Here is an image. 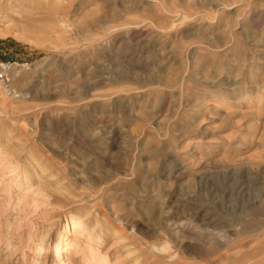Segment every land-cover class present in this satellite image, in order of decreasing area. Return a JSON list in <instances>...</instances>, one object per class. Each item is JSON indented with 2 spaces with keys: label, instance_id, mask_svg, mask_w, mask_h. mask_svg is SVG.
I'll list each match as a JSON object with an SVG mask.
<instances>
[{
  "label": "rangeland",
  "instance_id": "1",
  "mask_svg": "<svg viewBox=\"0 0 264 264\" xmlns=\"http://www.w3.org/2000/svg\"><path fill=\"white\" fill-rule=\"evenodd\" d=\"M0 57V264H264V0H0Z\"/></svg>",
  "mask_w": 264,
  "mask_h": 264
},
{
  "label": "built area",
  "instance_id": "2",
  "mask_svg": "<svg viewBox=\"0 0 264 264\" xmlns=\"http://www.w3.org/2000/svg\"><path fill=\"white\" fill-rule=\"evenodd\" d=\"M28 62L0 57V97L18 98L23 95L13 78L14 71L28 67Z\"/></svg>",
  "mask_w": 264,
  "mask_h": 264
},
{
  "label": "bare ground",
  "instance_id": "3",
  "mask_svg": "<svg viewBox=\"0 0 264 264\" xmlns=\"http://www.w3.org/2000/svg\"><path fill=\"white\" fill-rule=\"evenodd\" d=\"M73 225L76 226V222L75 221H73ZM64 252H65V249L63 248V246L57 248V257L60 260L61 264H65V262H64ZM30 260H33V259H30ZM30 262H32V261H30Z\"/></svg>",
  "mask_w": 264,
  "mask_h": 264
}]
</instances>
